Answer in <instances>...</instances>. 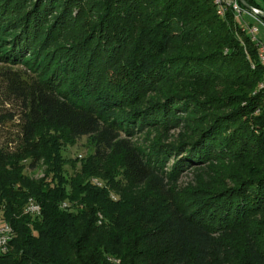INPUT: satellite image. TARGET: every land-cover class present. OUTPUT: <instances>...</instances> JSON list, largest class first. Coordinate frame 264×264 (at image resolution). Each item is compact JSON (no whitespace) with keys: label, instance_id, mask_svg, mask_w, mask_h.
<instances>
[{"label":"trees","instance_id":"16d2710c","mask_svg":"<svg viewBox=\"0 0 264 264\" xmlns=\"http://www.w3.org/2000/svg\"><path fill=\"white\" fill-rule=\"evenodd\" d=\"M0 24V58L30 53L43 71L26 85L9 78L21 107L18 141L0 145V218L12 229L0 264H264V88H254L264 66L231 7L0 0ZM189 78L225 86L190 95V131L144 147L129 139L136 125H165L181 91L144 103L141 93ZM114 107L127 110L105 119ZM82 135L91 149L67 174L63 146ZM212 152L233 161L227 180L175 184L181 166ZM38 162L42 176H29Z\"/></svg>","mask_w":264,"mask_h":264},{"label":"rangeland","instance_id":"374dc122","mask_svg":"<svg viewBox=\"0 0 264 264\" xmlns=\"http://www.w3.org/2000/svg\"><path fill=\"white\" fill-rule=\"evenodd\" d=\"M238 2L242 6L246 5V3L242 2V0H238ZM251 2L254 5L251 4L249 6L257 5L258 7L264 8V0H251ZM245 20L248 23H251L252 26L257 27L255 36L264 42V28L250 18L245 17ZM0 36L3 35L0 33ZM8 50L9 49L7 47L0 46V56L1 54L8 52ZM21 58H23L22 60H28L29 62L19 61L18 63H14L12 62L13 60L10 61L9 59L0 58V145L6 144L13 146L18 141L19 134V124L17 118L21 104L13 93L12 88L8 85L9 80H12L16 76H21L20 78L23 80V82H20V84L26 85L39 80L41 73L43 72L42 68L36 66L37 62L36 60H33L30 53H26V55ZM188 76L190 75L188 74ZM170 81L167 79L161 80L160 83L154 85L153 88H149L148 91L141 93V98H143L144 103L148 99L156 100L160 97L161 93L163 94L167 92V90L173 91L175 88L181 91L179 92L180 98L178 97L171 105L172 114L168 120L166 119L167 121H164L167 122L165 125L148 124L142 125V127L139 128L137 125L134 126L132 133L129 135V139H131L136 145L144 147L147 146L152 140H159L162 142L176 141L179 136L190 131V128L194 125V119L196 116H198L196 113L197 111L194 109L192 104H190V95L202 100L204 93L210 94L208 96L219 95L220 93L222 94L225 89V86L218 82L196 83L194 81H190V78L173 82ZM254 88H256V90L263 89L264 81L258 80ZM203 91L204 93H197ZM125 110L127 109L124 107H114L103 111L101 110V113L102 116H105V119L110 120L109 117H117ZM8 114H11L12 118L8 119ZM90 149L91 143L89 138L84 135L74 140L68 141L63 146L62 154L65 158L63 167L66 169L67 174H72L77 169L78 166L76 164L78 159H85L89 154ZM215 155V152H212V155L209 158L198 161L195 160L192 164L191 162L185 163L180 167L175 184L179 186L189 185L190 190H192L201 186H216L220 182L227 180L228 173L231 171L233 166V161L227 158H218ZM74 158L77 159L76 163ZM175 158L176 155L171 154L163 160V168L166 171L171 169ZM44 169V164L38 162L34 167H28L24 171L29 176L38 178L42 176ZM33 203L36 202H29V204ZM27 206L25 205L26 208L24 207L26 212ZM1 224L8 225L6 221L0 218V225Z\"/></svg>","mask_w":264,"mask_h":264},{"label":"built area","instance_id":"2783aa9c","mask_svg":"<svg viewBox=\"0 0 264 264\" xmlns=\"http://www.w3.org/2000/svg\"><path fill=\"white\" fill-rule=\"evenodd\" d=\"M226 2H233L236 11L240 13V20L242 22V25L249 31L250 37L254 40L256 47L258 48V51L261 54V57L264 60V42L261 41L258 37L255 36V32L257 31L256 26H252L251 23H248L245 20V17L250 18L257 24L261 25L264 28V10L260 7L257 6H249V5H240L238 0H222V8H223V13L225 10V3ZM29 209H38L39 207H31ZM28 209V210H29ZM3 225V224H2ZM8 239H3L0 240V248L1 251H4L5 245L8 244Z\"/></svg>","mask_w":264,"mask_h":264},{"label":"bare ground","instance_id":"6f19581e","mask_svg":"<svg viewBox=\"0 0 264 264\" xmlns=\"http://www.w3.org/2000/svg\"><path fill=\"white\" fill-rule=\"evenodd\" d=\"M217 5H218V13L220 15H223V8H222V0H213ZM225 7H231L232 8V11L235 15V17L239 20L241 26L243 29H245L247 31V33L249 34V31L242 25V22L240 20V13L238 11H236L235 9V6L233 4V2H226L225 3ZM250 36V35H249ZM250 39L253 41V43L255 44L254 40L250 37ZM256 46V45H255ZM257 48V47H256ZM258 50V48H257ZM258 58H259V61L260 63L264 66V60L263 58L261 57V54L260 52L258 51ZM31 207H39V205L37 203H33V204H29L28 203V206H27V212L30 213V214H37L39 212L38 209H29ZM40 208V207H39ZM29 209V210H28ZM11 233H12V229L9 225L7 224H1L0 225V240H3V239H8L11 237ZM12 238V237H11ZM8 248V244L5 245V248L4 250H6ZM0 251H1V248H0ZM1 253V252H0Z\"/></svg>","mask_w":264,"mask_h":264}]
</instances>
